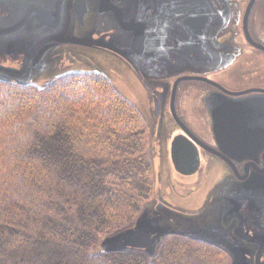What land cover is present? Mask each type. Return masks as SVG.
I'll return each mask as SVG.
<instances>
[{"label": "water", "instance_id": "obj_1", "mask_svg": "<svg viewBox=\"0 0 264 264\" xmlns=\"http://www.w3.org/2000/svg\"><path fill=\"white\" fill-rule=\"evenodd\" d=\"M254 2L243 30L264 50L248 32ZM243 8V0H0V81L36 86L74 73L103 76L136 104L152 143L151 103L144 111L132 95L146 97L150 88L163 96L156 109L189 134L174 101L178 84L219 88L205 101L219 148L199 143L221 164H202L188 136L173 142L174 165H158L150 148L154 196L131 227L102 237L100 252L142 250L152 260L167 236L180 235L223 249L231 264H264V87L233 91L207 77L244 54Z\"/></svg>", "mask_w": 264, "mask_h": 264}, {"label": "trees", "instance_id": "obj_2", "mask_svg": "<svg viewBox=\"0 0 264 264\" xmlns=\"http://www.w3.org/2000/svg\"><path fill=\"white\" fill-rule=\"evenodd\" d=\"M149 127L97 74L0 81V264H231L223 249L167 236L154 259L104 253L155 193Z\"/></svg>", "mask_w": 264, "mask_h": 264}, {"label": "flooded vegetation", "instance_id": "obj_3", "mask_svg": "<svg viewBox=\"0 0 264 264\" xmlns=\"http://www.w3.org/2000/svg\"><path fill=\"white\" fill-rule=\"evenodd\" d=\"M250 1L251 0H245L244 2L243 0L244 8H243V16L241 18L242 35L240 36L244 37V40L242 39V43H241L244 49V54L230 68L218 72H212L207 75V77H209L210 79L220 83L221 85H224L226 88L233 91H241V90H245V88L241 89V88L231 87V85L225 84L221 79L214 77V75L225 73L227 70L231 69L236 64L238 66L237 73L240 72L241 74H243L242 69L248 63L253 66L251 67L253 68L252 70H256L264 67V63H261L260 61L261 60L260 57L264 56V50L251 45L246 37L245 30H243L245 26L243 21ZM247 24H248V32L252 37V40L263 46L264 45V0H255L250 10ZM259 61L260 63H258ZM182 75L183 74L176 76L171 80L172 91L176 81L179 78H181ZM138 77L140 78L139 75ZM254 87H264V86L257 85ZM218 90L219 88L216 85L210 84L202 80H183L181 81V83L178 84L174 99V101L176 102V110L179 117L185 123L186 125L185 127L188 129L190 135L186 133V131L183 130V128L179 124L176 123L174 117L171 116L169 112L156 109L157 105L164 107L163 96L157 95L150 88H149L150 93L148 96L144 97L141 96V94H138V104L140 108L144 111L148 109V107L145 104V101L147 100L149 101V103H151L150 105L153 108V111L156 115L155 140L153 143L150 140L151 143L150 148L154 146V149L158 151L156 158V163L158 165H161L162 162L166 165H170V164L174 165L172 159V145L174 140L179 136H188L190 138L192 137L193 139H195L194 143L199 149L202 164L204 165L221 164L218 159L213 157L210 154V152L199 143L200 141L215 149L219 148L212 126V117L209 112L208 106L206 105L205 102L209 94L213 92H218ZM172 91L168 97V102H170L171 104L173 99ZM160 92H163V89ZM186 110L193 112V114H191L192 118L188 117L187 113L185 112ZM160 113L163 114L161 115ZM147 125L149 127V131L151 132L149 123H147ZM193 175L186 176V178L189 177L188 179H190ZM196 175H198L197 178L200 179L203 175V172L200 171Z\"/></svg>", "mask_w": 264, "mask_h": 264}, {"label": "rangeland", "instance_id": "obj_4", "mask_svg": "<svg viewBox=\"0 0 264 264\" xmlns=\"http://www.w3.org/2000/svg\"><path fill=\"white\" fill-rule=\"evenodd\" d=\"M260 59L261 63H264V56L260 57ZM260 61L258 63H260ZM251 67L253 66L249 63L245 65V67L242 69L243 74H241L240 72L237 73L238 66L236 64L225 73L216 74L214 75V77L221 79L225 84L231 85V87L234 88L246 89L257 85L264 86V67L256 70H252L253 68ZM122 90L124 91L123 88ZM128 95L131 96V92H129ZM132 98L138 99V97H136L135 95H132ZM185 112L187 113L189 118H192V111L186 110Z\"/></svg>", "mask_w": 264, "mask_h": 264}]
</instances>
